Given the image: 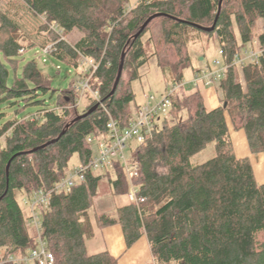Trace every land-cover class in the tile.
I'll return each mask as SVG.
<instances>
[{"label": "trees", "instance_id": "obj_1", "mask_svg": "<svg viewBox=\"0 0 264 264\" xmlns=\"http://www.w3.org/2000/svg\"><path fill=\"white\" fill-rule=\"evenodd\" d=\"M22 1L46 20L44 29L55 22L65 34L82 35L74 45L60 41L55 57L62 61L82 55L98 62L105 109L77 120L97 103L82 112L73 107L74 81L59 95L58 106L45 105L39 97L50 91V82L35 60L28 61L10 85L9 67L17 71L23 44L19 26L0 8V104L22 100L44 106L0 128V250L14 255L36 248V230L17 193L31 199L36 191L50 192L67 176L75 154L81 166L90 164L93 152L87 139L106 132L109 116L120 126L128 124L135 100L131 82L141 78L139 70L150 57L157 59L172 86L181 85L192 65L190 46L201 43L202 36L216 35L232 56L253 41L262 19V55L241 69L245 87L237 79L238 69H229L220 81L221 106L212 111L198 91L180 88L169 97L170 116L177 121L164 119L162 129L135 149L140 169L134 182L144 202H129L127 177L114 163L117 177L110 186L113 195L122 198L115 216L91 212L102 180L95 170L70 192L52 193L39 212L41 236L54 264H118L107 250L87 251V240L97 230L114 225H121L128 249L146 236L155 264H264V184L256 181L250 160L235 155L227 123L228 114L234 129L245 131L251 153L264 155V0H223L221 9V0H138L131 8L128 0ZM156 14L165 16L153 19L136 38ZM217 16L214 32H205L202 28H211ZM51 36L59 41L55 33ZM123 56L122 77L112 95ZM212 144L214 156L193 165V157Z\"/></svg>", "mask_w": 264, "mask_h": 264}, {"label": "rangeland", "instance_id": "obj_2", "mask_svg": "<svg viewBox=\"0 0 264 264\" xmlns=\"http://www.w3.org/2000/svg\"><path fill=\"white\" fill-rule=\"evenodd\" d=\"M138 0H128L127 8L133 7ZM0 8L2 11L8 14V16L19 26V36L23 44V48L26 49L24 55H21L17 71L9 67L10 70V85L14 76L21 77L22 69L24 65L30 61L35 60L41 74L46 77L50 82V91L43 95L41 94L39 100H43L45 105L49 107L58 106V97L61 93L70 90L71 84L76 79V74H69V69H72L75 62L80 63V58L73 59L71 56L59 60L54 56H44L40 51V47L48 46L55 40L51 33H48L46 27V20L34 14L28 6H26L22 0H0ZM263 32V20L259 19L257 29L254 32L255 38L249 44L241 46L240 51H258L259 41L258 36ZM63 33V37L70 44H76L82 35L78 31H74L72 34ZM234 33L237 36L239 44H241L239 38V31L235 27ZM147 38V37H146ZM220 47L218 38L213 36H202L201 43L190 46V54L192 58V65L184 72L185 92L191 93L196 90L193 83V79L197 71H200L207 66H211L213 59L216 57L217 51ZM39 52V53H38ZM60 54V52H59ZM149 57L151 51L149 50ZM65 56V55H63ZM47 58V63H43V59ZM79 59V60H78ZM56 66H60L61 71L56 69ZM203 67V68H202ZM79 68V67H78ZM237 79L245 87V80L242 73V68H237ZM141 78L131 82L132 92L135 94V100L131 104L130 108L132 115L135 114L136 109L143 105L150 96H153L156 103L165 102L166 96L172 91V83L167 75L163 73L158 65L155 57H150L149 61L139 70ZM213 87L217 90V96L222 98V91L220 89V82H216ZM86 104V102H84ZM44 106L43 105H26L25 101L19 100L17 102H9L0 104V128L11 120H22L26 116L36 114ZM84 105L79 107V112H82ZM185 113L180 114V119H184ZM228 127L231 129L230 138L233 145L234 153L237 157L248 158L252 164L253 172L256 181L259 184H264V161L262 157L250 154V148L248 145L246 133L244 130H235L231 122L230 117L227 114ZM164 119H168L169 122L174 123L177 120L170 116V105H167V113L159 115L155 119L156 130H161L163 127ZM229 129V130H230ZM2 146L5 145V138L1 140ZM135 147V143H128V148L125 151L126 158L131 161L132 152L131 147ZM93 156L97 155V145L94 143L92 146ZM214 145H210L205 150L197 154L192 159L193 165H199L211 157L214 156ZM255 156V157H253ZM81 166V160L78 154L71 157L67 174L74 173ZM113 166V165H112ZM112 166L103 167L100 170H95L96 174L102 176L100 181L98 192L94 201L92 214L99 213L104 209H109L112 205L122 203V198H118L113 195V189L110 186V180H114L117 177L116 170ZM123 166V163H122ZM17 198L24 210L26 217H30V202L26 194L20 192L17 193ZM126 201V200H125ZM111 213V212H110ZM112 216H115L112 214ZM103 250V241L101 237H95L87 240V251L89 254H95ZM104 251V250H103Z\"/></svg>", "mask_w": 264, "mask_h": 264}, {"label": "built area", "instance_id": "obj_3", "mask_svg": "<svg viewBox=\"0 0 264 264\" xmlns=\"http://www.w3.org/2000/svg\"><path fill=\"white\" fill-rule=\"evenodd\" d=\"M48 33H55L59 37V41H52L48 46L40 47V51L44 56L55 57L59 54L58 43L66 40L55 22L49 24ZM227 46L226 42L221 43L211 66H207L195 74L193 79L195 87L199 85L211 87L216 82L225 79L229 69L244 68L250 64H255L262 55L260 50H251L238 52L229 56ZM25 52V48L20 50L21 55H24ZM79 58L81 60L80 63L77 66L74 64L72 69L68 71L69 74H76L77 76L73 82V91L75 94L73 107L79 108L82 105L85 107L88 104L97 103L100 108L105 109V105L100 97L102 81L97 76L98 62L82 55ZM42 61L43 63L48 62L47 58ZM56 69L61 71L60 66H56ZM184 86L185 84L173 86L172 91L166 96V101L162 103H156L154 97L150 96L143 105L136 109L135 114L131 116L126 126H120L118 122L109 116L106 132L99 135H92L87 139L91 146L96 143L98 148L97 155L95 157L93 156L90 164L80 166L74 173L67 174L62 181L55 184L50 192L46 193L43 190H39L33 194L30 202L31 214L29 224L36 230V248L25 253L21 252L14 255H7L5 250H0V264L6 262L11 264H54V256L49 251L46 242L41 236V216L39 208L47 207L52 193L70 192L76 185L82 183L89 170H100L103 167L119 163L129 183V202L137 206L144 202L143 199H139V189L134 182V179L138 176L140 165L134 159L133 153L137 147L145 145L152 138L155 131H157L155 126L156 117L159 113H167V105L171 106L169 97ZM130 142L135 143L136 146L131 147L132 159L128 161L125 151Z\"/></svg>", "mask_w": 264, "mask_h": 264}, {"label": "crops", "instance_id": "obj_4", "mask_svg": "<svg viewBox=\"0 0 264 264\" xmlns=\"http://www.w3.org/2000/svg\"><path fill=\"white\" fill-rule=\"evenodd\" d=\"M195 88V91H198L203 97L207 111H212L221 106L220 99L217 96V90L213 86L205 87L203 85H199ZM256 156L262 157L261 159L264 161L263 154H256ZM117 208L118 206L114 204L109 209H104L98 214L116 215ZM95 237L102 238L103 250H107L113 257L117 258L118 264H155L151 247L146 236H143L129 249L127 248L121 225H114L103 230H97Z\"/></svg>", "mask_w": 264, "mask_h": 264}, {"label": "water", "instance_id": "obj_5", "mask_svg": "<svg viewBox=\"0 0 264 264\" xmlns=\"http://www.w3.org/2000/svg\"><path fill=\"white\" fill-rule=\"evenodd\" d=\"M222 2H223V0H221V2H220V8H219V9H221ZM219 11H220V10H219ZM162 16H165V14H156V15L152 16L151 18H149V19L147 20V22L144 24V26L142 27V29L140 30V32H139L138 34H136L135 37L138 38V37L142 34V32L144 31V29L148 26V24H149L153 19H156V18H158V17H162ZM218 16H219V13H218ZM218 16H217V18H216V21H215L214 25H213L211 28H202V29H203L205 32H208V33L214 32V30L216 29ZM124 59H125V56L122 57L120 70H119L118 77H117L116 82H115L114 89H113V91H112V95H114V93H115V91H116V89H117V87H118V85H119V83H120V80H121V77H122V72H123V67H124ZM99 108H100L99 104H96V105H95L91 110H89L87 113H85V114L79 116V117L77 118V120H78V119H81V118H84V117H86V116H88V115H91L92 113H94V112H95L96 110H98ZM63 134H64V132L61 134V136H62ZM61 136H60V137H61ZM9 168H10V163H9L8 166H7V172H8V173H9Z\"/></svg>", "mask_w": 264, "mask_h": 264}, {"label": "bare ground", "instance_id": "obj_6", "mask_svg": "<svg viewBox=\"0 0 264 264\" xmlns=\"http://www.w3.org/2000/svg\"><path fill=\"white\" fill-rule=\"evenodd\" d=\"M227 77V76H226Z\"/></svg>", "mask_w": 264, "mask_h": 264}]
</instances>
